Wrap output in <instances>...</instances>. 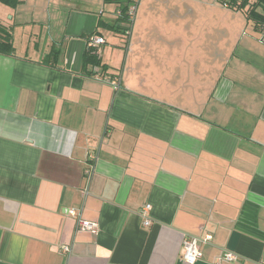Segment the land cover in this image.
I'll return each mask as SVG.
<instances>
[{
  "label": "crops",
  "instance_id": "crops-1",
  "mask_svg": "<svg viewBox=\"0 0 264 264\" xmlns=\"http://www.w3.org/2000/svg\"><path fill=\"white\" fill-rule=\"evenodd\" d=\"M123 7L0 0V264H187L208 235L197 264H264L259 33L211 0Z\"/></svg>",
  "mask_w": 264,
  "mask_h": 264
},
{
  "label": "built area",
  "instance_id": "built-area-1",
  "mask_svg": "<svg viewBox=\"0 0 264 264\" xmlns=\"http://www.w3.org/2000/svg\"><path fill=\"white\" fill-rule=\"evenodd\" d=\"M140 3V0H130V6L128 9V19L130 23H134L136 20L137 16V10H138V5ZM120 16L123 15L122 12L119 14ZM264 32V31H263ZM261 42H264V37L260 39ZM106 43V40L104 37L101 36H91L89 39V46L91 48H97L103 44ZM110 84L115 87L116 89L120 88V81L119 79H114L109 81ZM151 210V206L147 205L145 209L142 212V218L144 219V225L145 226H150L151 221L148 218V214ZM71 215L73 217L77 216L76 211H71ZM98 227L97 223L95 222H90V221H85L82 220L81 218L78 219V230L81 232L84 231H94ZM212 237L210 235L206 236L204 239H199V238H194V237H187L183 241V260L187 264H197L202 257V246L205 244H208L211 241ZM63 252H70V247L64 246L62 248ZM239 256L235 253L232 252H227L224 256V260L226 262H235L239 260Z\"/></svg>",
  "mask_w": 264,
  "mask_h": 264
},
{
  "label": "trees",
  "instance_id": "trees-1",
  "mask_svg": "<svg viewBox=\"0 0 264 264\" xmlns=\"http://www.w3.org/2000/svg\"><path fill=\"white\" fill-rule=\"evenodd\" d=\"M7 3H14V0H2ZM106 2H119L124 4L122 8L123 20L128 19V9L130 6V0H105ZM223 6L232 11L242 12L249 23H252L255 31L259 33V39L264 37V0H218ZM92 49L86 56L87 62H96V56L92 54ZM13 52V46L9 36L0 37V53L11 54Z\"/></svg>",
  "mask_w": 264,
  "mask_h": 264
},
{
  "label": "rangeland",
  "instance_id": "rangeland-1",
  "mask_svg": "<svg viewBox=\"0 0 264 264\" xmlns=\"http://www.w3.org/2000/svg\"><path fill=\"white\" fill-rule=\"evenodd\" d=\"M212 3L214 4H218L219 6V9L215 10L214 11H210V17H211V14L212 13H215L216 11V17H218L219 19V22L218 23H229L231 28L232 27H235L237 29V31L241 30L242 32H240L241 34H243L244 36L246 35V33L250 32V33H253V24L252 23H249L248 20L246 19L245 15L242 13V12H236V11H232V12H229V11H226L225 9H223V6L218 2V0H211ZM163 5H158L156 7V12H155V15H154V18L156 19L155 21L156 22H160L159 21V17L161 15V9H163L162 7ZM164 13H166V11H163ZM234 12V13H233ZM206 13V11H205ZM204 13V17L206 16V14ZM226 14L230 15V19H227L226 17ZM172 15V14H171ZM167 16H169V14L167 13ZM237 16H239V18L237 19ZM208 17V16H207ZM215 17V18H216ZM209 19L210 18H207L206 22L209 23ZM233 30V29H231ZM239 33V32H238ZM264 44V42H262Z\"/></svg>",
  "mask_w": 264,
  "mask_h": 264
}]
</instances>
